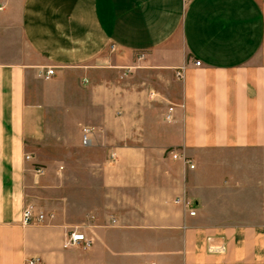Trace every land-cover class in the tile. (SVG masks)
<instances>
[{
  "label": "crops",
  "instance_id": "1",
  "mask_svg": "<svg viewBox=\"0 0 264 264\" xmlns=\"http://www.w3.org/2000/svg\"><path fill=\"white\" fill-rule=\"evenodd\" d=\"M32 260L264 264V0H0V264Z\"/></svg>",
  "mask_w": 264,
  "mask_h": 264
},
{
  "label": "built area",
  "instance_id": "2",
  "mask_svg": "<svg viewBox=\"0 0 264 264\" xmlns=\"http://www.w3.org/2000/svg\"><path fill=\"white\" fill-rule=\"evenodd\" d=\"M201 63L197 62L196 66H200ZM56 73L55 68H48L45 72H42V77L45 80H50ZM179 78H182V74H178ZM171 112L173 109L170 110ZM95 130L92 128H84L83 130V142L85 145L89 144L91 137L94 136ZM172 157L175 161H181L186 165H190L191 169L195 167L191 164V162L186 158L184 155L174 152L172 153ZM27 161L31 160V157H26ZM37 174L43 175L44 170L38 169ZM177 204H181V201H177ZM187 206V204H186ZM191 216H195V212L190 213ZM54 216L51 215L50 218ZM46 221V217L42 213H36L32 206L27 207L23 212L22 224L24 226H40ZM93 241L88 238L85 234L78 231L71 232L64 242L63 248L70 249V248H84L88 249L92 246ZM207 252L210 256H222L225 255L227 252V245L224 239L218 237H208L207 238ZM38 260H32L29 264H39Z\"/></svg>",
  "mask_w": 264,
  "mask_h": 264
}]
</instances>
